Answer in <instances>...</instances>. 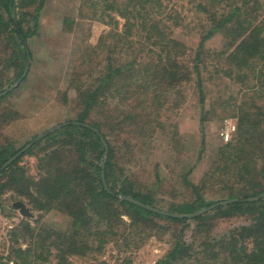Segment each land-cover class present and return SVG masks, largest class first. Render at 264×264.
Masks as SVG:
<instances>
[{
  "label": "trees",
  "instance_id": "obj_1",
  "mask_svg": "<svg viewBox=\"0 0 264 264\" xmlns=\"http://www.w3.org/2000/svg\"><path fill=\"white\" fill-rule=\"evenodd\" d=\"M46 2L0 0V40L5 41L0 53V61L5 60L4 66L0 62V105L11 90L27 81L34 58L28 39L42 24ZM188 3L190 12L200 13L202 20V25L196 24L201 31L193 56L175 31L191 25L188 16L163 0H79L80 19L100 20L111 29L76 58L65 77L66 89L57 87L66 100L69 92L81 93L83 105L75 118L51 127L40 139L47 130L24 143L0 138V199L12 191L17 194L14 205L27 201L41 217L47 216L35 225L23 219L9 230L7 254H0V264H46L42 261H51V255L57 260L54 264H72L70 256H97L109 243L123 250L133 244L139 247L135 239L141 242L165 235L168 249L155 264H264V196L252 200L264 193V0ZM75 23L76 17L64 15L61 30L71 32ZM216 35L221 45L206 47V41ZM210 66L212 74L207 79L220 83L224 76L233 89L228 101L218 97L205 107L203 72ZM196 85L202 120L221 117L217 104L224 102L232 107L229 114L237 119V130L229 142L214 148L209 168L197 183L189 176L200 162L201 150L195 160H177L179 173V168L167 165L168 172H176L179 182L195 194L168 201L158 196L159 174L148 190L132 178L133 163L120 166L114 160L112 139L117 136V150L126 153L133 147L132 137L144 136L152 143L158 130L165 132L161 116L178 110L187 91ZM14 113L1 110L0 122L6 115H12L13 122ZM178 134L165 132L171 142L178 141ZM141 146L150 149L151 145L144 142ZM27 154L37 157V176L20 165ZM121 194L153 209L123 199ZM227 200L233 201L221 203ZM205 207L206 211L187 216ZM221 213L250 215L251 219L220 238L199 243L185 238L186 228L194 224L200 231L212 214ZM60 215L67 220L54 219ZM20 238L27 242L25 247ZM92 258L86 264H100L98 257Z\"/></svg>",
  "mask_w": 264,
  "mask_h": 264
},
{
  "label": "rangeland",
  "instance_id": "obj_2",
  "mask_svg": "<svg viewBox=\"0 0 264 264\" xmlns=\"http://www.w3.org/2000/svg\"><path fill=\"white\" fill-rule=\"evenodd\" d=\"M163 1L169 8L174 7L178 12L188 16L186 21L190 22L191 25L188 28H176L175 31L177 37L186 41L189 46L188 55L191 54L193 56L195 53L194 47H196L198 41V33L201 31L199 26L202 25L199 24L202 22L200 13L190 12L189 7H191V4L188 3L189 0ZM78 4L79 0H47L46 7L41 13L42 24L40 28L36 29L35 34L28 39L34 58L31 59L32 66L29 68L30 73L27 81L19 85V88H16L15 91L11 90V94L0 105L1 110H12L16 116V121L12 122V115H6L2 120L4 122H0L1 133H3L0 134L2 141L6 142V140L11 138L19 143H24L33 135L43 133L55 125L63 123L70 118H75L80 112L83 105L81 93L69 92L66 94L68 95L66 100L65 93L59 92L57 87L60 88V91L66 89L65 77L69 75L72 65H75L76 58L82 57L86 50L85 47L90 50V46L97 45L100 36L110 31L111 26L100 20L80 19L77 16ZM64 15L76 17V23L73 25L71 32L63 33L61 30ZM122 23L123 20L120 19L119 28H121ZM196 24L199 26H196ZM220 42V36L216 35L206 41V47H218L221 45ZM3 45L5 46V41L1 42L0 40L1 54ZM8 49L12 50V48ZM0 62L3 66L5 65V60ZM60 67H63V70ZM212 69V66H210L208 71L203 72V76L206 79L205 107H209L210 102L218 97L228 101L229 93L233 89L231 80L224 76L220 83H216L215 79H207L212 74ZM186 97V100L178 110H168L166 114L161 116V120L165 123L164 131L166 133L170 132L173 136L176 132H179L178 138H176L178 141L171 142V136L166 137L165 132L160 129L152 143L147 141V137L144 136L132 137L130 142L133 143V149L131 148V152L126 153L125 149L117 150V136L112 139L116 144L114 160L120 166L127 162H130L127 165L133 163L132 178L135 182L142 188L149 190L153 187L155 175L159 174L162 185L160 184L158 189V196L174 202L195 197V194L189 186H183L179 182L181 178L176 175V172L174 174L168 172L169 168L167 165L179 168L180 164H175L178 159L190 162L195 160L201 150L200 162L196 166L195 171L189 176L190 180L197 183L209 168L210 157L214 148L226 143L223 140L222 132L226 129L228 121L231 120L237 125V119L230 117L232 107H229L224 102L217 104L219 105L217 111L223 118L217 116L210 120H202V100L197 85L195 89L193 87V89L187 91ZM109 102L111 103L113 100L111 99ZM202 139L204 140V145H202ZM144 142L151 145L150 149L141 146ZM168 147H170V150ZM36 151L38 152L39 150ZM135 162L140 163L134 164ZM20 165L24 166L30 175L37 176L39 173L36 155H25L20 161ZM180 171L181 169L179 168L177 173ZM67 195L70 196L71 194ZM14 196H17V194L12 191H6L1 195L0 199V254H7L6 243L10 240L8 232L11 228L15 227L23 219L29 220L35 225L36 221L41 217V212L32 209L27 201L25 205L29 207L32 215H23L14 206ZM41 218L44 221L47 220V216ZM54 219L63 222L67 220L62 215ZM250 219V215L212 214L206 221L207 225H204L200 231L196 230L195 225L192 224L188 229L186 228L184 235L188 241H194L195 243H199L204 239L212 240L224 236L231 229L249 223ZM167 237L165 235L162 239H159L154 236L141 242L135 239V243L136 245L139 243V247L136 248L133 244L129 249L124 248L123 250L116 244L109 243L103 252L96 254L97 256H92L91 254V256L88 255L86 258L70 256V261L72 264H86L89 261H93L92 257H98L96 262L100 264H155L168 249V244L165 240ZM24 240V238H20V243L25 247L27 242ZM49 259L51 261L42 262L54 264L57 261L52 255L49 256Z\"/></svg>",
  "mask_w": 264,
  "mask_h": 264
},
{
  "label": "water",
  "instance_id": "obj_3",
  "mask_svg": "<svg viewBox=\"0 0 264 264\" xmlns=\"http://www.w3.org/2000/svg\"><path fill=\"white\" fill-rule=\"evenodd\" d=\"M27 69H28V68H27ZM25 75H26V72L24 73L23 77H24ZM18 83H19V81H17V82H16V83H15L10 89H7V90H6L5 92H3V93H7L9 90H11L13 87H15ZM53 129H54V128L47 130L45 133L41 134L37 139L42 138L43 136H45L46 134H48L49 132H51ZM34 141H35V140H34ZM34 141H33V142H34ZM33 142H31L30 144H28V145H27L22 151H20V152L14 157V158H16L19 154L23 153L24 151H26V150H27V149L33 144ZM102 176H103V180H104V184H105V186L108 187V186H107V182H106V180H105L104 173L102 174ZM262 196H264V193H262L261 195L255 197V198H252V200L258 199V198H260V197H262ZM120 197H122L123 199H127V200H129V201L135 202V203H137V204H139V205H142V206H144V207H146V208L153 209L151 206L145 205V204H143V203H141V202H139V201L134 200L131 196H126V195L121 194ZM233 200H237V199H233ZM233 200H227V201H223V202H221V203L224 204V203H227V202H232ZM217 204H218V203H217ZM217 204L213 205L212 207L216 206ZM14 206H15L16 208H18V209L20 210V212H21L23 215H25V216H31V215H32L31 212H30L29 207H27V206L25 205V203H23L22 201H18V202H16ZM207 209H208V208L205 207V208H203V209H201V210H199V211H197V212H195V213H193V214H189V215H187V216H195L196 214H200V213L206 211ZM156 210H157V209H156ZM182 216H184V215H182Z\"/></svg>",
  "mask_w": 264,
  "mask_h": 264
},
{
  "label": "built area",
  "instance_id": "obj_4",
  "mask_svg": "<svg viewBox=\"0 0 264 264\" xmlns=\"http://www.w3.org/2000/svg\"><path fill=\"white\" fill-rule=\"evenodd\" d=\"M236 130H237L236 123L231 120L228 121L226 125V129L222 132L223 140L225 142H229L233 138Z\"/></svg>",
  "mask_w": 264,
  "mask_h": 264
}]
</instances>
